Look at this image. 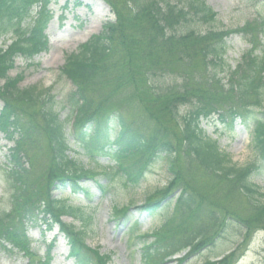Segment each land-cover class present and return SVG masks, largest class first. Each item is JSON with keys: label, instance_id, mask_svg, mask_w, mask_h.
Listing matches in <instances>:
<instances>
[{"label": "trees", "instance_id": "obj_1", "mask_svg": "<svg viewBox=\"0 0 264 264\" xmlns=\"http://www.w3.org/2000/svg\"><path fill=\"white\" fill-rule=\"evenodd\" d=\"M103 1L116 20L66 58L60 73L73 90L58 98L51 89H21L22 77L8 76L17 57L31 61L47 49L50 0H0V39L3 43L8 36L11 39V45L0 48V82L4 81L0 133L13 143L0 170L14 193L11 207L0 211V248L34 257L27 231L49 221L47 230L58 224L66 235L75 264L108 261L107 255L101 256L85 243L90 218L83 208L52 196V190L64 188L88 195L80 179L91 180L97 173L77 167L69 157L71 138L90 161L106 158L112 165L101 172L116 174L126 186H134L155 162L166 158L171 179L156 192L160 199L148 197L144 209L153 214L160 200L177 196L171 220L152 235L153 242L143 244L142 264H164L179 253L186 254L178 263L185 262L202 248L214 247L222 231L232 225L239 227L243 243L249 241L257 224L216 198L242 199L248 210L253 207L254 218L263 219L264 204L254 200L261 195L260 188L252 181L263 175L262 165L238 166L219 151L216 142L205 139L200 126L206 120L230 125L241 120L252 130L255 149L264 162V53L254 55L258 48L254 33L224 26L197 32L195 25L217 22L218 14L205 0ZM34 6L39 13L28 24L25 21ZM245 32L251 35L246 40L252 49L232 71L225 58L226 42ZM170 72L178 81L173 79L176 83L171 86L160 84ZM184 107L187 112L181 115ZM67 109L68 118L61 121L60 113ZM42 144L48 150L45 172L29 161V153L40 151ZM186 163L205 175V191L183 183L180 169ZM36 174L37 179L44 176L38 190L33 188ZM114 210L116 216L128 211L126 207ZM62 216L72 217L81 227L62 223ZM237 250L204 264H233ZM45 259L42 264H47Z\"/></svg>", "mask_w": 264, "mask_h": 264}, {"label": "rangeland", "instance_id": "obj_2", "mask_svg": "<svg viewBox=\"0 0 264 264\" xmlns=\"http://www.w3.org/2000/svg\"><path fill=\"white\" fill-rule=\"evenodd\" d=\"M206 3L214 8L218 14L217 22L212 25L194 26L195 30L200 34L215 28L221 29V26L232 31L235 29L249 31L254 33V42L258 45L255 55H259L262 51L264 53V1L257 0H206ZM32 18L36 17L38 7H33ZM106 3L102 0H50L48 10L53 17L49 23L46 34L48 38V48L41 55L36 56L29 61L25 58L17 57L15 60V68L8 74L12 78L17 76L22 77L19 83L21 89L36 87L39 90L51 89L52 95L66 96L73 90L72 84L69 83L66 76L61 74V70L65 65V60L69 55L75 54L78 48L85 44V42L95 37V35L102 33L103 26L106 23L115 22L116 18ZM31 19L26 22L31 23ZM212 26H216L212 28ZM246 33V32H245ZM246 34L249 35L247 32ZM10 45L9 37L6 38L3 44V39H0V48ZM227 53L225 55L226 62L231 70H235L237 63L243 57L245 51L251 48L246 40L241 35H234L227 40ZM163 76L160 84L171 86L178 81L174 75ZM167 75V73L165 72ZM170 78V79H169ZM175 79V80H173ZM226 80L224 81V84ZM4 81L0 82V87ZM3 106V101L0 99V108ZM179 112L184 115L187 109L180 108ZM68 109L61 111L60 118L67 120ZM217 118V117H216ZM215 120V119H214ZM67 126H71V121ZM64 127L67 129L66 124ZM201 129L204 132L205 139L211 142H216L220 152L230 156L232 162L240 165L257 163L262 165L261 176H254L253 183L259 186L261 193L258 199H254L258 204H264V162L261 161L259 152L255 149V144L252 140V130L247 129L239 120L230 126L227 124L206 120L201 123ZM67 135V131H66ZM70 148L68 155L74 159L77 167H83L85 170L96 173V180L100 185L107 189V194L103 191L99 192L94 187L93 181L83 180L82 185L88 190H91V203L88 204L84 199L75 196L68 197L65 200L67 205L82 207L83 212L90 218L88 221V229L86 230L87 237L85 238L87 245L91 249H96L101 256L107 255L110 258L108 264H141V253L139 252L143 242H151L152 238L143 239L146 235H154L159 228L171 220L173 211L172 198L160 200L157 209L153 214H148L143 210V206L148 197L154 196L157 199L156 192L166 188V184L170 181L171 176L168 172L166 158L159 159L152 165L149 171L144 174V178L136 183L134 186H126L114 173H110L107 178L99 174L102 170L108 169L111 166L105 158L101 157L95 160L97 163L90 161L84 155L81 148H76L73 144V139H70ZM13 147V143L5 140L0 134V168L4 169L7 164L6 159L9 155V149ZM73 149V150H72ZM48 150L42 144L40 151H31L29 153V161H33L35 167L39 171H44L47 160ZM184 163L185 158L180 159ZM195 170H194V169ZM180 175L183 183L193 186L197 191H205L207 188V181L204 174L199 169L191 168L186 163L180 169ZM37 174L33 179V188H38L44 185L41 176L37 179ZM13 189L6 181L5 174L0 170V211L8 210L11 205ZM67 193L63 191L54 190L53 197L60 199V197L67 198ZM224 195L216 198L217 203L221 202L223 205L228 204L232 206L241 215V217H251V222L255 225L252 229L249 241L243 243L241 232L236 225L228 226L222 231L221 239L217 240L214 247H205L202 250L185 261L183 264H204L208 260H216V254H229L234 249L235 260L233 264H264V218L260 221L255 217L254 210L248 207L242 199L236 197L223 201ZM215 201V199H214ZM225 203V204H224ZM124 206L131 207L127 218L119 222L114 213V208H124ZM227 206V205H225ZM140 207V208H138ZM249 211V213H248ZM63 221L67 224H74L75 228H80L81 224L74 221L69 216L63 217ZM57 229L47 237L40 234V230L31 229L28 232L32 239V248L36 258L29 262L27 257L23 255L8 254L0 250V264H38L36 263L41 257H44L47 246L51 240L57 235ZM54 247L50 253L52 262L50 264H72L67 258L68 247L63 236H57ZM240 245V246H239ZM219 255V256H220ZM178 257V256H177ZM179 258V257H178ZM173 264V263H170ZM176 264V263H175Z\"/></svg>", "mask_w": 264, "mask_h": 264}]
</instances>
